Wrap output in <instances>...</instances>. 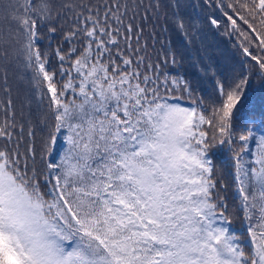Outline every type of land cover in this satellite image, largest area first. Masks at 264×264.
<instances>
[{
  "label": "snow or ice",
  "instance_id": "6c2138e0",
  "mask_svg": "<svg viewBox=\"0 0 264 264\" xmlns=\"http://www.w3.org/2000/svg\"><path fill=\"white\" fill-rule=\"evenodd\" d=\"M204 4L244 57L207 97L171 71L161 31L185 27L172 0H0V264H264V107L249 106L252 80L264 87V0ZM45 28L63 38L57 65ZM14 72L45 136L17 119ZM225 147L232 208L212 166Z\"/></svg>",
  "mask_w": 264,
  "mask_h": 264
},
{
  "label": "trees",
  "instance_id": "16d2710c",
  "mask_svg": "<svg viewBox=\"0 0 264 264\" xmlns=\"http://www.w3.org/2000/svg\"><path fill=\"white\" fill-rule=\"evenodd\" d=\"M172 3L177 6L178 17L184 22V31L175 30L171 22L165 25L166 31H161L159 25L157 26V30L161 31L160 38H167L168 47L176 56V65L171 68V71L179 73L189 80L195 95L207 97L213 86L212 80L209 78L213 73L217 77L223 78L240 70L244 57L239 51V42L236 37L225 34L222 26L215 29L208 25L205 18L215 10L206 7L204 0H172ZM168 15L171 17V10H168ZM53 23L55 24V21ZM160 23L164 24L163 19ZM62 44L63 38L59 29L55 33L49 32L46 28L43 29L39 47L48 53V58L53 65L58 63L53 53ZM11 80L17 119L23 123L31 118L34 125H37L38 136H45L46 133L39 132L36 98L31 90L27 75L23 72H14L11 75ZM249 97L250 107H264V87L260 86L258 79L252 80ZM63 150V137L49 147L52 156H59ZM252 150L256 151L255 146ZM231 155L227 147L214 149L212 155L213 171L218 184L222 187L221 194L230 208L238 203L236 184L232 176L234 169ZM245 159L249 158L245 157ZM228 219L232 230L237 233L244 231L245 222L239 212L233 211Z\"/></svg>",
  "mask_w": 264,
  "mask_h": 264
}]
</instances>
